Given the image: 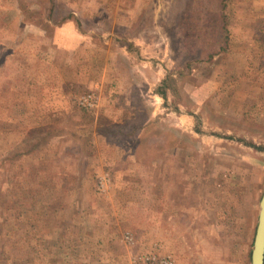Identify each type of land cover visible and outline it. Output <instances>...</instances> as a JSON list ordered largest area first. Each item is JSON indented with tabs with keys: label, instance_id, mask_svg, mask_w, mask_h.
<instances>
[{
	"label": "rangeland",
	"instance_id": "rangeland-1",
	"mask_svg": "<svg viewBox=\"0 0 264 264\" xmlns=\"http://www.w3.org/2000/svg\"><path fill=\"white\" fill-rule=\"evenodd\" d=\"M263 15L264 0H0V264H250ZM67 20L88 43L65 52Z\"/></svg>",
	"mask_w": 264,
	"mask_h": 264
},
{
	"label": "crops",
	"instance_id": "crops-1",
	"mask_svg": "<svg viewBox=\"0 0 264 264\" xmlns=\"http://www.w3.org/2000/svg\"><path fill=\"white\" fill-rule=\"evenodd\" d=\"M68 7H74V6L68 5ZM259 17H260L259 23L264 24V15L259 16ZM138 19H139L138 17H136L134 19H132V18L130 19L129 17H127L125 20H124V18H121V17L110 18V20H112V22H111L112 27L115 26L116 24H120V23H124V22L131 23V25L136 24ZM19 21H21V19H19ZM80 23H81V21H80ZM28 32H30V30ZM41 34H43V36H45L44 32H41ZM52 34H53V36L56 35L57 37L59 35H61L62 38H61V42L59 41V43L56 40L53 43H51L52 44L51 47L54 48V44H56L57 47H61L63 49V51H65V52H68L71 49L74 50L78 45H85L88 43V42L84 41V40H86L84 35H87V34H85L84 31L79 32L76 20H71V21L67 20L65 23H62L61 26L54 28ZM233 34H235L237 41L242 40L239 33H233ZM102 36L104 38L110 37V40H111L112 39L111 36H113V32L102 33ZM121 50L123 51V49H121ZM225 52L230 53V49H226Z\"/></svg>",
	"mask_w": 264,
	"mask_h": 264
},
{
	"label": "water",
	"instance_id": "water-1",
	"mask_svg": "<svg viewBox=\"0 0 264 264\" xmlns=\"http://www.w3.org/2000/svg\"><path fill=\"white\" fill-rule=\"evenodd\" d=\"M252 240L250 264H264V191L259 201L257 224Z\"/></svg>",
	"mask_w": 264,
	"mask_h": 264
},
{
	"label": "built area",
	"instance_id": "built-area-1",
	"mask_svg": "<svg viewBox=\"0 0 264 264\" xmlns=\"http://www.w3.org/2000/svg\"><path fill=\"white\" fill-rule=\"evenodd\" d=\"M79 105L84 107V108H92L94 107V98L92 95H83L82 97H80L79 100Z\"/></svg>",
	"mask_w": 264,
	"mask_h": 264
},
{
	"label": "trees",
	"instance_id": "trees-1",
	"mask_svg": "<svg viewBox=\"0 0 264 264\" xmlns=\"http://www.w3.org/2000/svg\"><path fill=\"white\" fill-rule=\"evenodd\" d=\"M44 22H45V21H44ZM160 96H161V97H163V95H162V94H160Z\"/></svg>",
	"mask_w": 264,
	"mask_h": 264
}]
</instances>
